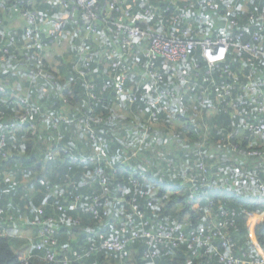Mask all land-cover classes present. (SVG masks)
<instances>
[{
    "label": "trees",
    "instance_id": "trees-1",
    "mask_svg": "<svg viewBox=\"0 0 264 264\" xmlns=\"http://www.w3.org/2000/svg\"><path fill=\"white\" fill-rule=\"evenodd\" d=\"M58 1L49 4L48 0H35L33 5H23L24 9L55 21L62 28L53 37L41 36L46 47L37 55L21 48L24 43V20L18 15L0 13V57L5 55L0 64H12L16 72L11 73L17 75V70H22L24 75L17 79L5 73L0 75V81L4 86L5 82L15 83L18 89L14 90L26 95L32 106L39 110L38 115L29 118L37 125L34 133L26 128H18L5 131L0 138V210L3 211L0 226L4 230L29 232L28 239L0 236V264H50L41 259L42 253L33 246L40 243L38 228L33 223L44 218L57 222L58 231L54 235L56 245L52 248L69 246L81 254H88L72 264H221L218 256L213 252L205 255L198 244L189 246L188 242H181L173 247L164 241V237L170 228L178 224L185 234L213 223L217 225L223 220L219 216L222 211L227 212L233 221L227 227L226 234L235 246V255L240 257L245 254L249 259L257 257L253 239L249 235L251 226L248 218L253 215L254 220L258 218L256 215L264 214V201L249 199L247 195H253L258 185L242 176L252 175L264 184V157L248 158L243 151L260 149L264 152V144L243 130L247 116L242 111L249 113L253 119L260 114L250 102L242 110H231L229 101L238 97L250 71H253L255 80L264 78V56L249 58L245 53L230 49L212 79L216 82L227 79L230 82V77L223 73L224 66H227L237 76L238 84L231 90L229 101L217 99L213 88L208 86L203 106L196 99L201 77L206 71L201 51L197 49L191 54L192 59L186 67H174L158 58L156 68L163 76L159 90L175 93L176 99L174 102L157 99L160 101L150 109L148 104L155 97L145 89V82L140 81L141 71L146 64L144 50L147 40L133 50L132 55L125 57L123 65L113 74L108 67V51L114 46L108 28L115 15L109 13L105 22L98 20L96 34L85 37L82 10L74 0H65L69 4L67 9L62 8ZM97 1V12L102 15L110 0ZM118 1L131 18L141 17L148 5L163 12L153 21L143 18L133 21V25L147 34H180L186 23L173 22L175 10L190 5L194 8L186 12V17L193 38H213L228 32L240 35L243 42L252 44L254 33L260 25H264L260 19L264 13V0H235L236 10L228 16L223 6H220L219 12H211L207 0ZM1 4L10 8L13 1L2 0ZM70 15L76 17L74 23L67 19ZM12 16H17L23 27L19 33L5 35L11 38L10 42L9 38L5 41L1 35L7 18L11 20ZM229 19L235 22V26L225 30ZM261 38H264V32ZM82 46L86 47V61L89 63V76L86 78H79L74 69L76 64H80L77 61ZM259 48L264 53V41ZM32 55L43 65V74L38 78H35L36 60L29 59ZM133 57L138 66L134 67ZM50 60L52 62L49 64ZM173 70L190 75L194 85L186 89L178 79H170L168 74ZM196 70H199L198 76L194 75ZM121 74H127L128 78L123 92L117 93L114 76ZM86 81L92 82L93 89H86ZM182 86L191 92L196 91L194 99L185 98L183 106L187 107L185 118L181 120L185 138L181 142L177 133L171 139L173 143L182 144L184 156L178 160L177 171L168 161L180 148L171 146L172 152L167 154L170 157L166 158L162 169H156L154 164H157L158 156L154 159L148 147L163 152L166 144L162 137L174 134H167L160 127L175 123L174 117L169 118L166 114L181 107ZM6 95L0 94V97ZM253 97L251 95L247 100ZM13 102L0 100V133L1 126L14 121L19 112L15 99ZM210 110L214 113L208 118L205 112ZM149 111H156L158 125L153 128L145 126V130H140L138 126L147 122ZM47 116L49 119H46ZM88 118L92 120H88L87 124L80 123V119ZM204 121L208 123L209 132ZM54 125L56 128H53ZM86 125L92 133L84 127ZM48 153L53 154V158L48 159ZM147 153L153 156L154 164L147 159ZM96 157L101 158L99 164L85 162ZM119 164V171L113 172L112 168ZM99 170L104 174L108 190L105 197L99 200L100 222L85 211L96 197L101 198ZM139 172L142 178L134 175H139ZM186 177L195 183H184ZM202 177L226 192L203 190V195L208 196L207 200L199 198L190 201L189 188H201ZM168 179H171V184L164 182ZM119 188L121 190L117 192ZM231 190L240 196H231ZM71 203H76L73 211L68 210ZM103 207L106 210L104 216ZM39 208L43 212L41 217L37 212ZM231 213L234 215L231 216ZM145 232L151 233V241L145 240ZM99 235L107 240L123 242L128 256L121 259L119 254L101 248ZM253 238L264 247V217L253 226ZM213 243L218 245L216 238H213ZM29 249L30 257L21 260L22 252ZM150 251L155 253L151 260L145 257Z\"/></svg>",
    "mask_w": 264,
    "mask_h": 264
},
{
    "label": "built area",
    "instance_id": "built-area-1",
    "mask_svg": "<svg viewBox=\"0 0 264 264\" xmlns=\"http://www.w3.org/2000/svg\"><path fill=\"white\" fill-rule=\"evenodd\" d=\"M13 4L10 8L4 7L0 0V13L7 12L9 14L18 15L21 19L24 20L25 31H24V43L21 47L23 50L32 51L33 54L36 55L40 52H43L46 44L43 42L41 36H45L47 38L53 37L56 33L61 31V25L59 23H54L51 20H47L41 15L33 14L30 10L24 9L23 5L26 4L30 6L35 2V0H12ZM57 2V0H51V2ZM76 5L82 10L83 17L85 20V26L83 30V34L85 37L93 36L96 34L97 23L98 20L105 22L107 20V15L109 13H113L115 15V20L111 23V27L108 28L111 33V41L113 43V47L108 51L110 56V64L109 68L116 74L117 69H119L123 65V61L125 57L132 55L133 50H136L142 43L147 40L146 47L144 50V57L146 58V64L143 67L140 74V81L145 82L146 90L148 93L150 92L155 100L149 102L148 106L151 109L154 105H157V99L161 98L162 100H168L169 102H174L176 99V94L169 91L159 90V86L163 82V76L159 74L156 68V60L158 58L164 59L167 63L173 65L186 67L187 64L191 61V54L199 49L201 51V56L204 62L206 63V71L203 73L201 77V84H199V92H197L196 99L198 100L201 106L204 105L206 97L208 95V86L213 88V92L217 99H228L231 96V90L238 84L237 76H234L229 70L227 66H224L223 73L227 74L231 81L229 82L227 79H220L218 82L212 79L213 73L217 72V68H219L220 64L224 63L226 57L229 53V50L232 49L236 52H242L249 56V58H258L263 57L264 53L261 52L259 48V44L264 41V38H261V33L264 32V25H260L258 27L257 32L253 35L252 44L243 42L240 35L229 34L228 32H222L218 34L216 37H201V38H193L191 36V25L187 21L186 12L189 9H193L192 5L184 6L181 9L175 10V14L173 17V22H185L186 27H184L180 34L177 36L172 35H154L147 34L141 28L133 25L134 20H139L140 18L153 21L156 16L161 15L163 12L159 11L155 7L148 5L141 17H128L127 12L124 10L122 3L118 0H110L108 2V6L106 8V12L102 15L97 12V0H74ZM59 5L67 9L69 4L65 0H59ZM208 8L211 12H219L220 6L224 7L226 15L228 16L233 10H236L237 4H235V0H207ZM103 16V17H102ZM130 22L131 24H127L125 22ZM262 22H264V13L260 16ZM235 26V22L231 19L226 21V29L232 28ZM7 54V51H4ZM87 50L86 47L82 46L80 51V56L77 63H80L79 66L77 64L74 66V69L79 78H86L89 76V63L86 61ZM5 59V55L0 57V61ZM31 61L36 60V72L35 78L40 77L43 72V65L40 60L36 58L35 55L29 56ZM133 59H135L133 57ZM249 63V60H247ZM134 67L138 66L137 60L135 59L133 62ZM197 68V66H196ZM138 72V70H137ZM219 72V71H218ZM199 70L194 72L195 76H198ZM169 77L173 79H178L179 82L186 88L189 89L193 86V79L190 75H182L180 73H176L174 70L172 72L169 71ZM182 75V76H181ZM115 89L117 93H122L124 90V83L127 80V74L115 75ZM221 78V75L219 76ZM34 79V78H33ZM140 82V83H141ZM197 85V84H196ZM85 87L87 90L93 89L92 82L86 81ZM241 92L236 99L233 101H229V108L231 110H242L247 102L252 103L255 106V111H257L260 115L258 118L253 119L247 113L244 112L243 115L247 116V123L245 124L243 130L248 134L252 135L253 138L257 141H261L264 144V78L257 81L254 79L253 71L246 76L244 84L240 87ZM7 92L4 84L0 81V94L5 95ZM254 95L253 98L247 100V97ZM15 105L19 109L18 114L15 116V120L8 123L3 124L1 126V139L5 131H12L18 128H26L31 130V133H34L37 129V125L30 122L29 118L34 115L39 114V110H36L31 102L29 101L26 95H18L15 98ZM162 110H165L162 107ZM156 111L148 112V119L144 125L138 126L140 130H145V126L155 127L158 124L156 116ZM46 119H49L47 116ZM88 119H80V123H88ZM90 133L92 131L88 128V125L84 126ZM53 128H56L55 125ZM240 151H243L240 149ZM245 156L248 158H263L264 152L260 149H248L246 151ZM240 153V152H239ZM53 158V154L48 153V159ZM105 161V160H104ZM80 162H84V160H80ZM85 162L92 164H99L101 162L100 157L89 158ZM113 172H118L120 169V164L116 165L112 168ZM97 175L99 177V186L102 190L101 198L96 197L94 199V203L89 206L85 211L88 212L92 217L98 219L100 222V212L98 207L100 206L99 200L103 199L107 194V186L104 180V174L101 170L97 171ZM135 176L142 178V173L139 172V175L134 173ZM247 181H251L258 185L257 191L253 195H247L249 199L258 198L259 201H264V184L257 178L252 175L244 174L242 176ZM209 180H206L204 177L201 178L200 183L201 188L197 186H193L189 188L188 199L190 201H194L196 199L207 200L208 196L203 195L205 191L208 190L211 193H222L226 192L222 190V188L215 186L213 184L208 183ZM133 184H136L135 181H132ZM184 183L194 184L195 181L191 178H184ZM203 188V189H202ZM120 188L117 189V192H120ZM231 196L238 198L240 196L239 193L234 192L233 190L229 191ZM76 208V203H71L68 206V210L73 211ZM40 217L42 216V209L39 208L37 210ZM3 211L0 210V214ZM106 215L105 207H103L102 216ZM234 214L231 213V216ZM220 218L223 219L217 225L214 223L212 225H208L205 227H199L197 230H192L191 232L185 234L184 229L181 225H175L170 228L164 237V241L167 244L176 247L181 242H188L189 246L194 244H198L203 248V252L205 255L209 253H214V255L218 256L219 262L221 264H264V247H261L259 243L252 237L253 236V228L250 231L252 234L253 242L252 244L255 247V250L258 254L257 257L249 259L247 255L241 254L240 257L236 256L234 253L235 246L229 240L226 234V229L228 226H231L233 221L228 217V213L225 211L220 212ZM10 219V218H9ZM38 228V237L40 238L39 244H33L38 252L42 253L41 259L50 264H72L81 260L84 255H88L87 253L81 254L76 250L68 247H59L52 248L56 245V240L54 235L57 233V222L52 218H44L39 219L33 223ZM28 230H20L16 229L13 231L4 230L0 226V236L2 237H19L28 239L29 236ZM146 241H151L153 237L151 233L145 232L144 234ZM213 238H216L218 241V245L213 243ZM99 239L101 240V248L117 253L120 255L121 259L126 258L127 252L125 250V244L116 239L107 240L99 235ZM33 246H29L32 248ZM155 253L153 251L147 252L145 257L147 259H152ZM30 257V249L25 251L24 255L20 256L21 260H26Z\"/></svg>",
    "mask_w": 264,
    "mask_h": 264
},
{
    "label": "rangeland",
    "instance_id": "rangeland-1",
    "mask_svg": "<svg viewBox=\"0 0 264 264\" xmlns=\"http://www.w3.org/2000/svg\"><path fill=\"white\" fill-rule=\"evenodd\" d=\"M54 1H52V3H53ZM55 3V2H54ZM7 29H6V31L7 32H14V33H19L20 32V29H21V26L19 25V24H17L14 20H9L8 21V24H7ZM10 29V31H8ZM52 61L50 60L49 61V64L51 63ZM15 66H16V64H15ZM11 72H16V68L15 67H13V65L12 64H3V63H1L0 64V75L1 74H10L11 75V78H17V79H21V78H23L24 77V75L21 73L22 72V70H17V75H14L13 73H11ZM21 74V75H20ZM15 81V80H14ZM15 89V88H14ZM17 92L18 91H16V90H9V93H7L6 92V96H4V97H0V100H4V99H7V100H11L12 102L14 101V99L16 98V94H17ZM16 93V94H15ZM14 103V102H13ZM206 113V117H208L209 118V116L211 115V114H213L214 112H212V111H209V112H205ZM204 113V114H205ZM200 115V114H199ZM198 117V116H197ZM203 117H204V115H203ZM204 124H205V126L207 127V130H208V132L210 131V128L208 127V123H206V121H204ZM216 126L217 125H215V128H216ZM171 127H176L175 126V124L174 123H172V124H169V125H167V126H165V128H161V129H163V130H165L166 132H167V129H169V128H171ZM158 129V128H157ZM173 130V129H172ZM174 131V130H173ZM179 135H180V140H181V142L183 141V139L185 138V136H184V134L183 133H179ZM162 138H164L163 140L165 141V144H166V146H165V149H162L163 150V152L162 151H159V152H156L155 151V148L154 147H148L149 148V150H151L152 151V153L154 154V159H155V157H156V155L158 156V160L157 161H155V162H157V164L155 165L153 162H154V159H153V156L152 155H150L149 153H147L146 155H147V159L149 160V162L151 163V164H154V166L156 167V169H162V167H163V165H164V161H167V159L166 158H168V156L170 157V155H168L167 156V152L170 150V147L171 146H175V147H177V145H179V143H173V141L171 140L172 138H170V137H168L167 135H165V137H162ZM180 142V143H181ZM158 149V148H157ZM183 156H184V154H183ZM183 156L182 157H180V155H179V158L182 160L183 159ZM161 161H163V162H161ZM147 173V172H146ZM165 175V174H164ZM166 176V175H165ZM158 180H160V179H158ZM171 179H168V180H164V182H166V184H171V181H170ZM252 216L253 215H251L250 216V218H252ZM256 216H258V218H256V219H254V220H252V221H250V229H252L253 228V226H254V224L255 223H257V222H260L262 219H263V217H264V214H262V215H256ZM251 231V230H250Z\"/></svg>",
    "mask_w": 264,
    "mask_h": 264
},
{
    "label": "crops",
    "instance_id": "crops-1",
    "mask_svg": "<svg viewBox=\"0 0 264 264\" xmlns=\"http://www.w3.org/2000/svg\"><path fill=\"white\" fill-rule=\"evenodd\" d=\"M48 3L49 4H53L52 2H51V0H48ZM56 3V2H55ZM12 15V14H11ZM11 15H8V16H11ZM13 18L11 19V20H14L17 24H19L21 27H23V23H22V21L20 20V19H18L17 18V16H12ZM75 18L76 17H74V15H70L67 19L71 22V23H74V20H75ZM8 21H9V17L7 18V23L6 24H4V26H3V32H2V34L3 35H1L2 36V38H4L5 39V41H7V39L9 38V40H10V42H11V38L10 37H5V35H7V36H10V35H8L10 32H7L6 31V29H7V24H8ZM55 22V21H54ZM8 31H10V29L8 30ZM110 61H111V59H110V57L108 58V66H109V64H110ZM174 67H181V66H176V65H173ZM176 72V71H175ZM177 73V72H176ZM187 73H189V72H187ZM21 75V74H20ZM182 76V75H181ZM170 79H172V78H170ZM24 80L27 82L28 81V79L27 78H24ZM6 83V85L5 86H8L7 88H8V90H14V88L16 89H18V87H16V84L15 83H7V82H5ZM182 90L183 91H181V94H182V97H181V107H177L178 109L176 110V111H174V112H170V113H167L166 114V116L167 117H169V118H172V117H174V124H175V128L174 127H171V128H169V129H167V134L170 132H174V134L173 135H170L169 134V136L168 137H170V138H172L174 135H176L177 133H178V135H179V133H182V129H183V123H181V120L183 119V118H185V112H186V110H187V107L185 106V107H183L184 106V102H185V98H193L194 99V97H195V95H196V91H194V92H191L190 90H186L183 86H182ZM178 91H180V89H178ZM16 94V93H15ZM18 95H20L19 94V92H17V94H16V96H18ZM210 111H212L213 112V110H210ZM179 116V118H177ZM181 116V117H180ZM165 126L166 125H162L160 128H165ZM160 128H158V129H160ZM174 131H173V130ZM181 145L182 144H179V145H177V148H180V149H178L177 151H175L174 152V158L171 160V161H168L169 163H171L174 167H175V169L178 171L179 170V166H178V160L180 159L179 158V155H180V157H182L183 156V152H184V149H181ZM170 152H172V150L170 149L168 152H167V154H169ZM168 156V155H167ZM168 158H169V156H168ZM181 169V168H180ZM173 174V173H172ZM174 175V174H173ZM180 175V174H179ZM175 179V178H174ZM181 186H183L182 184H181ZM253 219L252 218H248V223H250V221H252ZM258 223V222H257ZM250 225V224H249ZM255 225V224H254ZM68 234H70V232L68 233ZM250 236H252V234H249ZM253 237V236H252ZM251 239H253V238H251ZM25 254V252L23 251L22 252V254L21 255H24Z\"/></svg>",
    "mask_w": 264,
    "mask_h": 264
}]
</instances>
